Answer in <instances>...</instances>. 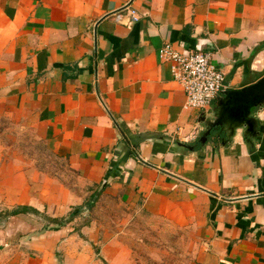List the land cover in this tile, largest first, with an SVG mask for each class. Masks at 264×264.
<instances>
[{"label":"crops","instance_id":"obj_1","mask_svg":"<svg viewBox=\"0 0 264 264\" xmlns=\"http://www.w3.org/2000/svg\"><path fill=\"white\" fill-rule=\"evenodd\" d=\"M167 45L210 54L227 91L255 84L264 0H0V123L43 140L78 179L71 189L0 152V264H155L135 247L150 229L192 264H264V106L250 143L241 128L181 146L207 114L185 107ZM89 197L58 230L33 211L4 216L64 218Z\"/></svg>","mask_w":264,"mask_h":264},{"label":"rangeland","instance_id":"obj_2","mask_svg":"<svg viewBox=\"0 0 264 264\" xmlns=\"http://www.w3.org/2000/svg\"><path fill=\"white\" fill-rule=\"evenodd\" d=\"M0 152L11 160H17L16 158L19 160L23 159V163L27 168L36 169L61 185L71 189L78 187L77 176L69 168V165L49 152L43 140L35 138L20 126L16 128L14 125L11 126L8 123H0ZM87 200L89 202L90 197ZM113 206L114 203L112 204ZM110 213L115 218H126L125 212L117 206ZM0 216L3 217V213H0ZM47 217L45 214L40 216L45 227L51 225ZM150 230L151 232H145L147 235H143V238L147 237L146 242L135 244V247L139 248V245H141V252L150 251L155 254L157 258L155 264H192L193 261L191 259L181 256L185 255V252L183 253L180 244H176L173 241L161 243L159 242V233L153 231V229ZM139 233H142V231ZM143 238L141 237L142 240Z\"/></svg>","mask_w":264,"mask_h":264},{"label":"built area","instance_id":"obj_3","mask_svg":"<svg viewBox=\"0 0 264 264\" xmlns=\"http://www.w3.org/2000/svg\"><path fill=\"white\" fill-rule=\"evenodd\" d=\"M127 13L131 23L140 19L134 9L127 8ZM116 19L121 21L122 15ZM160 58L172 64L174 78L185 93L187 109L208 114L228 90L224 73L212 63L208 53L196 50L181 53L167 45L160 51Z\"/></svg>","mask_w":264,"mask_h":264},{"label":"water","instance_id":"obj_4","mask_svg":"<svg viewBox=\"0 0 264 264\" xmlns=\"http://www.w3.org/2000/svg\"><path fill=\"white\" fill-rule=\"evenodd\" d=\"M262 106H264V78L243 89L226 91L216 100L210 113L200 117V123L205 127L199 139L201 144L208 143L211 129L215 127L225 131L229 139L235 136L238 129L243 128L244 136L250 143L259 134L258 122L253 111ZM180 145L193 149L187 144Z\"/></svg>","mask_w":264,"mask_h":264},{"label":"trees","instance_id":"obj_5","mask_svg":"<svg viewBox=\"0 0 264 264\" xmlns=\"http://www.w3.org/2000/svg\"><path fill=\"white\" fill-rule=\"evenodd\" d=\"M199 139H197L195 141V143L192 145V147L194 149L193 151H199V150H202L205 148L206 145L201 144ZM228 140H229V138H228L227 133L225 131H222L221 128L215 127V128L211 129V135L209 137L208 143L209 142L210 143L226 142ZM94 198L95 197H93L92 200L87 202L85 205L76 207L74 209V211L71 212L69 214V216L66 218H50V217H47V219L51 225L46 226L45 228L58 230L59 228L65 226L69 222L73 221L78 215H80L84 211V209H89V210L92 209L94 207V202H93ZM28 211H33L38 216H42V214L40 212L33 210L31 208H28V207H19V208L12 210V211H6L4 216L5 217L18 216L20 214L27 213Z\"/></svg>","mask_w":264,"mask_h":264}]
</instances>
